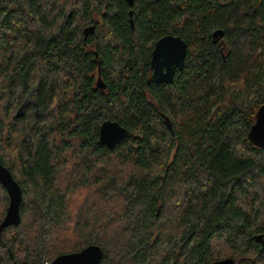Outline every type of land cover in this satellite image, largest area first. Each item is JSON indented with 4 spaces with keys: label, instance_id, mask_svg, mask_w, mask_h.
Here are the masks:
<instances>
[{
    "label": "trees",
    "instance_id": "trees-1",
    "mask_svg": "<svg viewBox=\"0 0 264 264\" xmlns=\"http://www.w3.org/2000/svg\"><path fill=\"white\" fill-rule=\"evenodd\" d=\"M133 2L0 0V157L23 191L0 264L91 245L102 264H264V0ZM166 35L188 45L170 85L151 79ZM106 120L130 132L114 149ZM8 207L0 184V224Z\"/></svg>",
    "mask_w": 264,
    "mask_h": 264
},
{
    "label": "water",
    "instance_id": "water-1",
    "mask_svg": "<svg viewBox=\"0 0 264 264\" xmlns=\"http://www.w3.org/2000/svg\"><path fill=\"white\" fill-rule=\"evenodd\" d=\"M130 5L134 2L129 0ZM131 26L134 28L132 13ZM95 26L85 30V35L94 33ZM224 35L223 30H218L213 37L218 40ZM188 53L187 43L179 36L166 35L159 39L154 46L151 57V79L157 84H173L176 72L183 70ZM106 86L101 78L97 81V88L104 89ZM24 104L15 117L24 115ZM130 132L117 121L106 120L100 126L99 143L114 149L122 140L127 139ZM250 141L261 148H264V104L256 114L255 124L249 132ZM0 184L7 191L9 197V207L6 216L0 224V241H2L3 231L12 226H19L21 223V203L23 191L19 183L14 179L10 170L4 166L0 157ZM256 240L264 244V237L257 236ZM104 250L97 245H91L79 252L64 254L57 257L51 264H102ZM13 264H29L27 262H14ZM39 264V263H34ZM176 264V263H173ZM214 264H235V260L227 258L219 260Z\"/></svg>",
    "mask_w": 264,
    "mask_h": 264
},
{
    "label": "rangeland",
    "instance_id": "rangeland-1",
    "mask_svg": "<svg viewBox=\"0 0 264 264\" xmlns=\"http://www.w3.org/2000/svg\"><path fill=\"white\" fill-rule=\"evenodd\" d=\"M21 108V107H20ZM19 111V110H18ZM24 113H25V109H24Z\"/></svg>",
    "mask_w": 264,
    "mask_h": 264
}]
</instances>
